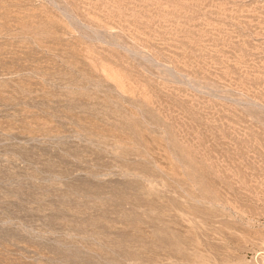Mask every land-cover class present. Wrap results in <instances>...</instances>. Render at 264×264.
Masks as SVG:
<instances>
[{
    "label": "rangeland",
    "instance_id": "374dc122",
    "mask_svg": "<svg viewBox=\"0 0 264 264\" xmlns=\"http://www.w3.org/2000/svg\"><path fill=\"white\" fill-rule=\"evenodd\" d=\"M0 264H264V0H0Z\"/></svg>",
    "mask_w": 264,
    "mask_h": 264
}]
</instances>
